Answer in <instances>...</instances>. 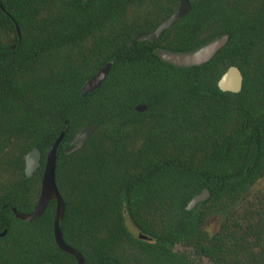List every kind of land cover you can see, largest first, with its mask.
I'll return each mask as SVG.
<instances>
[{
  "label": "trees",
  "instance_id": "16d2710c",
  "mask_svg": "<svg viewBox=\"0 0 264 264\" xmlns=\"http://www.w3.org/2000/svg\"><path fill=\"white\" fill-rule=\"evenodd\" d=\"M188 1L190 12L158 41L129 47L179 0H0V264H77L55 244V201L31 222L11 210L34 208L46 154L64 130L60 228L84 264H264V189H254L264 178V0ZM222 36L200 66L157 55ZM106 64L104 81L82 97ZM230 66L243 76L239 93L217 86ZM91 124L86 144L65 154ZM34 147L41 165L26 178ZM203 189L208 199L187 211Z\"/></svg>",
  "mask_w": 264,
  "mask_h": 264
},
{
  "label": "water",
  "instance_id": "95a60500",
  "mask_svg": "<svg viewBox=\"0 0 264 264\" xmlns=\"http://www.w3.org/2000/svg\"><path fill=\"white\" fill-rule=\"evenodd\" d=\"M0 8L2 9L1 5ZM190 10L191 6L188 0H179L177 9L169 17H167L152 31L136 35L134 39L130 41L128 46H135L139 41H150L151 43L158 41L168 28L174 25L183 16L188 14ZM15 28L18 37H20V32L16 25ZM226 42L227 36H222L213 39L206 44L188 52H174L160 49L157 51V55L163 62L168 63L172 66L190 68L194 66H200L210 61L215 56V54L223 48ZM14 48L15 45L12 46V49ZM109 69L110 64H106L95 75L88 79L82 87L81 96L86 97L90 92L97 89L106 78ZM242 83L243 76L240 70L235 66H230L219 78L217 86L222 92L239 93L242 89ZM145 110L146 107L144 105H137L135 107V111L139 113H142ZM97 127L98 124L84 126L79 132L74 135L72 141L70 142V147L65 151V154H71L81 149L90 139ZM64 135L65 130L61 131L46 154L40 191L37 202L32 211L29 213H21L15 208H12L11 210L17 219H20L24 222H31L44 213L50 201H55L56 207L53 218V237L55 244L61 251L73 256L77 264H84V260L81 254L77 250L67 245L63 240L60 228V222L63 219L65 212V204L56 186L55 167L57 149ZM40 160L41 154L36 147H34L31 151L24 155V173L26 178H31L35 171L40 167ZM208 197V189H203L199 194L192 197V199L187 203L185 209L187 211L192 210L198 203L207 200ZM5 233L6 231L0 233V237L4 236ZM139 237L141 239H147L144 236Z\"/></svg>",
  "mask_w": 264,
  "mask_h": 264
},
{
  "label": "rangeland",
  "instance_id": "374dc122",
  "mask_svg": "<svg viewBox=\"0 0 264 264\" xmlns=\"http://www.w3.org/2000/svg\"><path fill=\"white\" fill-rule=\"evenodd\" d=\"M254 189H264V178L261 179L259 182L256 183V185L254 186ZM217 217H213L210 218L207 223H206V229L209 232H212L213 230L216 229L217 227ZM126 226L128 228V230L133 233L134 235L137 234L136 229L132 226L131 222L126 221Z\"/></svg>",
  "mask_w": 264,
  "mask_h": 264
}]
</instances>
